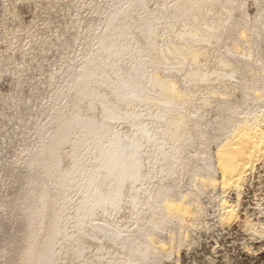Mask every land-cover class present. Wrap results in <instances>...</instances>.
Returning <instances> with one entry per match:
<instances>
[{
    "label": "bare ground",
    "instance_id": "6f19581e",
    "mask_svg": "<svg viewBox=\"0 0 264 264\" xmlns=\"http://www.w3.org/2000/svg\"><path fill=\"white\" fill-rule=\"evenodd\" d=\"M242 4L95 3L79 35L83 47L64 66L24 152V188L13 204L26 223L19 264H152L166 243L156 230L172 219L181 229L186 215L198 216V196L177 190L184 176L195 189L220 183L239 196L245 172L264 153V128L258 116L224 109L214 120L226 134L213 137V161L206 116L222 108L213 95L249 87L229 67L237 46H226ZM250 20L258 18L246 15L238 26L242 40ZM201 85L209 96L197 101ZM219 199L228 223L238 199Z\"/></svg>",
    "mask_w": 264,
    "mask_h": 264
},
{
    "label": "rangeland",
    "instance_id": "374dc122",
    "mask_svg": "<svg viewBox=\"0 0 264 264\" xmlns=\"http://www.w3.org/2000/svg\"><path fill=\"white\" fill-rule=\"evenodd\" d=\"M98 1L0 0V264L20 262L26 223L13 204L24 188V154L34 143V123L45 119L39 118V112L61 82L64 66L83 47L79 35L94 16L93 6ZM239 1L243 7L232 19L237 28L231 27L226 46H237L236 53L228 56L229 67L237 68L236 81L249 87L230 91L229 97L211 95V100L219 101L222 107L206 116L213 121L208 124L212 138L207 148L213 161V137L226 134L214 120L224 109L234 107L242 116H258L264 128V0ZM246 15L258 21L248 22L246 32L250 35L242 40L238 26ZM219 48L227 55L222 43ZM210 59V66L217 63V58ZM179 75L175 73V79L182 87ZM205 89L201 85L195 100L209 96ZM191 178L190 174L184 176L177 190L194 193L191 198L198 196V216L186 215L181 229L180 222L172 219L164 229L156 230L166 243L152 264H264V153L245 172L239 196L232 188L223 191L220 183L214 188L206 185L195 189ZM223 196L230 201L238 199V216L228 223L221 219L219 198ZM174 231V239L169 240V233Z\"/></svg>",
    "mask_w": 264,
    "mask_h": 264
}]
</instances>
